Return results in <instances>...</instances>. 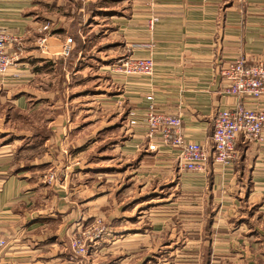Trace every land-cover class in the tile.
Returning <instances> with one entry per match:
<instances>
[{"label": "crops", "instance_id": "1", "mask_svg": "<svg viewBox=\"0 0 264 264\" xmlns=\"http://www.w3.org/2000/svg\"><path fill=\"white\" fill-rule=\"evenodd\" d=\"M98 1L109 0H0V27L21 37L23 47L20 62L0 76V239L7 242L0 248V264H71V238L98 219L112 234L95 256L110 247L107 240L114 248L131 246L136 231L126 214L139 199L161 202L162 213L151 218V227L157 224L162 237L177 243L187 238L204 244L210 254L214 236L227 232L218 226L239 216L234 230L246 232L242 241L248 248L264 246V144L245 145L239 139V158L232 165L218 166L210 159L204 174L192 173L182 169L178 149L161 142L157 150L149 149L145 124L152 96L158 109L182 118L189 140L208 144L212 153L219 110L244 102L264 111V95H227L219 76L221 67L241 54L250 63L264 58V0H110V9L100 8ZM94 21L112 23L114 37L122 41L121 56L152 58L155 72L151 77L111 73L114 91L106 94L100 84L87 108V101L71 93L76 70L88 68L84 63L93 32L88 28ZM46 23L52 34L40 49L36 40ZM65 33L84 41V48L74 45L71 58L61 55ZM97 65L98 71L111 70ZM132 113L135 127L129 126ZM46 114L47 138L40 126L31 132L19 129L21 117L34 125ZM111 130L121 140L105 144ZM63 137L70 138L71 152L77 151L80 163L74 167L63 162ZM107 150L116 155L106 159ZM63 166L68 178L49 183L47 175ZM186 196L205 204L200 207L193 199L197 211L186 213ZM209 208L203 227L198 222ZM170 215L177 223L185 216L198 222L178 227L173 236Z\"/></svg>", "mask_w": 264, "mask_h": 264}, {"label": "built area", "instance_id": "2", "mask_svg": "<svg viewBox=\"0 0 264 264\" xmlns=\"http://www.w3.org/2000/svg\"><path fill=\"white\" fill-rule=\"evenodd\" d=\"M154 20L151 21V27ZM52 34V26L47 23L39 30L36 40L38 48L43 49ZM75 41L68 37L61 55L71 58ZM22 38L10 34L0 27V76L5 75L22 57ZM114 71L125 76L151 77L155 72V62L152 58H141L128 55L113 65ZM219 76L226 83L225 93L236 98L260 99L264 95V58L249 62L245 54L239 55L231 63L221 67ZM149 105L145 116L147 125L148 147L157 150L161 142L168 147L180 151V165L183 170L192 173H205L209 160L213 164L227 167L239 158L238 140L245 145L252 143L264 144V111L247 106L244 102L231 109L218 111L212 136L213 151L209 152L208 144L189 140L183 130L182 118L168 114L155 105L154 98L149 96ZM130 127H135L137 117L132 113ZM49 183L56 181V176L50 174ZM106 225L102 219L77 233L70 243L69 262L71 264H88L93 252L104 240ZM7 242L0 239V248H5Z\"/></svg>", "mask_w": 264, "mask_h": 264}, {"label": "rangeland", "instance_id": "3", "mask_svg": "<svg viewBox=\"0 0 264 264\" xmlns=\"http://www.w3.org/2000/svg\"><path fill=\"white\" fill-rule=\"evenodd\" d=\"M98 5L100 6V8L107 7L108 9H110L113 7L110 0L105 2L98 1ZM45 20L48 22L47 19H44L43 21ZM88 29L90 31H93L91 32L92 34H90L88 41V51L90 56L88 57V59H85V62H87L84 63V66H88V68H85L82 72L78 73L76 70V75L74 76L76 77V84H74L75 88L71 93L75 98L81 99L80 101H84L83 104H86L85 101H87V108L91 107L90 101L93 99L94 94H97L101 88L105 89L106 94H111L114 91V87L116 88V86L113 85V78L111 73L117 72L112 71V66L114 63L121 60V58L127 56V54L121 56L123 52H118L121 51V48H119V46L122 44V41L114 37L115 26L112 23H101L99 21H94L92 23V26ZM71 35V33H65L64 37L67 39ZM98 63H101V65L104 64L105 66H111V70H108L107 68L105 72H101L100 70L98 71ZM113 75L121 74L117 73ZM102 83L103 85H101L102 87L100 88V84ZM79 84L83 85L80 86ZM75 106L78 107L79 104H76ZM46 116L47 114L45 116H42L40 119H36V123L34 125H29L27 119L21 117V119H19V123L22 124L19 129H25L27 132H31L33 131V127L35 128L34 130H37L36 128L40 126L42 133L47 138L49 135V131L46 129L50 121L45 118ZM116 133L117 132H114V130L108 132L106 136L107 141L105 144L119 139L115 136ZM65 140L67 141V139ZM65 140L63 137L60 153L62 154V159H64L63 162L67 161L71 167L72 165L74 167L76 163H80V161H78L79 157L78 155L75 156L77 154L76 150H73V152H71L70 138L66 143H64ZM103 155L104 157H107L106 159H108L114 157L116 155V152L107 150ZM52 171L54 172L56 171V169H52ZM53 172L49 173L46 178H48L50 174H54ZM54 175L56 176L55 182L60 184L64 180H66V178H68L69 173H67L66 167L63 166L60 168V170H58V172L56 171ZM96 181L99 182L101 180ZM133 198L134 194L131 199L132 201ZM196 198L197 197L186 196V213L192 212L193 209L197 211L196 204H192L193 199L195 200V203H200L198 204L200 205V207L204 206L205 200L201 199L199 201H196ZM160 203L161 202L158 199H150L148 201H145L144 199L134 200L133 203L128 206V213L126 214L128 216L130 215V217L132 218H126V220L131 224L127 225H130L132 227L131 229L136 231L134 232L133 236V245L121 246V244L117 243V246L114 248L112 242H110L111 240H107L108 243H110V247L107 248L104 253L97 254L98 256H95L98 252L96 249L93 252L94 255H91L88 264H264V246H251L248 248V243L242 241L244 236L246 235V232L244 230H234L237 225L235 222L241 219L239 216L234 219L231 217H227L226 224L223 223L222 225L218 226L223 228L226 227L227 232H222L214 236L215 240L212 248H210V254L208 257L206 254L207 248H205L204 244H200L198 246L193 245L189 243L186 237L184 241L179 240V242L177 243L175 240H171L170 238L172 237H169L168 235L162 237L160 226H156L157 224L151 227V221H153L155 218H159V215L156 216L155 213H162L161 208H157L158 206H160ZM211 210L212 209L210 208L208 210L204 209L203 213H201L200 222L197 221L198 223H201L203 227H205L204 221L209 220ZM150 212L152 215L149 214ZM175 217L171 215L168 217V226L170 227L169 232L172 231L173 236L178 233V227H185L186 224H190V226H192L194 225V223H197L194 220L193 222L192 220H187L188 218L190 219V217L187 216H185V220L180 221L181 223H177ZM179 218L182 219V216H179ZM146 228L147 232L144 233V229ZM151 229H153L154 232L150 231ZM158 232H160V234ZM111 234L112 231H109L108 226L106 225L104 240L108 239L109 235ZM76 235L77 233L71 238V241L76 237ZM144 235L145 238H143ZM104 240L101 242L102 244L104 243ZM107 241L105 243H107ZM251 243L255 244L254 242H249V245ZM119 258H121V261H119Z\"/></svg>", "mask_w": 264, "mask_h": 264}, {"label": "trees", "instance_id": "4", "mask_svg": "<svg viewBox=\"0 0 264 264\" xmlns=\"http://www.w3.org/2000/svg\"><path fill=\"white\" fill-rule=\"evenodd\" d=\"M74 40H75V45L77 44L76 50L77 49L84 48V41H83V39L79 35L75 36L74 37ZM74 52H75V46H74V49H73V53ZM206 254L208 256V254H209V250L208 249H207V253Z\"/></svg>", "mask_w": 264, "mask_h": 264}]
</instances>
